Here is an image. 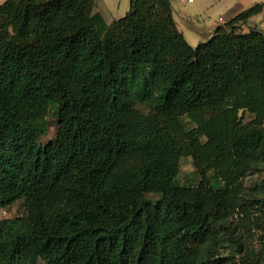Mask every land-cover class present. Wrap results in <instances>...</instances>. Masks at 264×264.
<instances>
[{
	"label": "trees",
	"instance_id": "16d2710c",
	"mask_svg": "<svg viewBox=\"0 0 264 264\" xmlns=\"http://www.w3.org/2000/svg\"><path fill=\"white\" fill-rule=\"evenodd\" d=\"M95 9L0 4V264H264V4L195 48L172 0Z\"/></svg>",
	"mask_w": 264,
	"mask_h": 264
},
{
	"label": "rangeland",
	"instance_id": "374dc122",
	"mask_svg": "<svg viewBox=\"0 0 264 264\" xmlns=\"http://www.w3.org/2000/svg\"><path fill=\"white\" fill-rule=\"evenodd\" d=\"M172 3L174 8V17L179 30H183V32L185 33V39L192 47L195 48L200 42H206L211 37L216 28V25H219L216 22L218 18H223L224 22L221 24H225L233 16H235L231 14V12L235 10V8L239 7L242 8V11H244L251 8L252 6H255L256 4H264V0H194V3L191 5H183L177 0H172ZM119 6L124 14H126V12L130 8V0H119ZM193 7H201L202 12L200 15H197L192 19L191 24H188V22L184 20L185 14H187ZM250 21V24L252 26H257L264 32V9L262 13L252 17ZM240 116H244L245 123L252 121L254 118L250 114L243 115L241 113ZM46 122V135L42 136L40 139L42 145H45L54 140L57 135L58 120L54 115L53 110H51L49 115L47 116ZM200 178L201 177H199L195 172L192 159L183 158L180 164V172L178 176L179 183L184 186H193L200 180ZM263 178L264 171L262 169L258 170V172H252L246 178L245 185L249 190L253 189V187L258 182L263 180ZM26 216H28V208L27 203L24 200L16 202L14 205L7 209L0 210V219ZM252 244L257 245V241L253 242ZM223 254L224 256L229 255L230 250L227 249L223 251ZM236 260L237 262H241V255L236 256Z\"/></svg>",
	"mask_w": 264,
	"mask_h": 264
},
{
	"label": "crops",
	"instance_id": "0c3cea01",
	"mask_svg": "<svg viewBox=\"0 0 264 264\" xmlns=\"http://www.w3.org/2000/svg\"><path fill=\"white\" fill-rule=\"evenodd\" d=\"M5 1H7V0H0V4H3ZM172 7H173V3H172ZM241 9L242 8H239V7L238 8H235V10H233V12H231V14L236 16L239 13L242 12ZM95 11L97 13H99L100 15H102V17L104 18V20L108 24H111L114 20H117L119 18H122V17H124L126 15V14H124V12L122 11V9L119 6V0H96V9H95ZM201 12H202V8L201 7H195V8L193 7L192 9L189 10V12L187 14H185V19L184 20L186 22H188V24H191L192 23V19L195 18L197 15H200ZM173 16H174V8H173ZM235 16H233V17H235ZM174 19H175V17H174ZM218 20H219V18H218ZM218 20H216V22L219 25H221V23H219ZM250 22L251 21L249 20V22L247 23V25H244L243 28H245L246 30H248L247 28L250 27V26H252L250 24ZM176 24H177V22H176ZM219 25H216V27H218ZM209 30H211V29H209ZM179 31L185 37V33L183 32V30H179Z\"/></svg>",
	"mask_w": 264,
	"mask_h": 264
},
{
	"label": "built area",
	"instance_id": "2783aa9c",
	"mask_svg": "<svg viewBox=\"0 0 264 264\" xmlns=\"http://www.w3.org/2000/svg\"><path fill=\"white\" fill-rule=\"evenodd\" d=\"M177 1L183 5H191L194 3V0H177ZM218 22L223 23L224 22L223 18H219Z\"/></svg>",
	"mask_w": 264,
	"mask_h": 264
}]
</instances>
